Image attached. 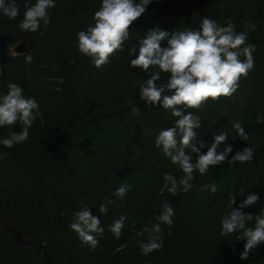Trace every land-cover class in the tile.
Instances as JSON below:
<instances>
[{
    "label": "trees",
    "instance_id": "1",
    "mask_svg": "<svg viewBox=\"0 0 264 264\" xmlns=\"http://www.w3.org/2000/svg\"><path fill=\"white\" fill-rule=\"evenodd\" d=\"M24 3L17 0L20 14L13 20L0 14V93L7 92L9 82L20 85L36 98L40 115L26 142L12 148L0 144V214L35 242L21 243L0 220V264H47L44 250L52 264H264V243L241 260L243 241L220 230L229 194H258L260 199L243 209L253 216L264 207V0H152L130 26L124 50L99 68L78 51L76 33L93 22L100 0H56L49 23L41 22L37 32L18 27ZM206 15L247 31L254 67L231 97L190 109L202 122L197 147L224 131L229 137L220 149L227 144L233 149L229 160L244 147L252 148L253 159L232 166L226 160L203 176L195 174L187 193L171 196L163 188V174L182 173L154 146V137L174 118L139 101V84L148 77L129 66L128 52L153 27L195 29ZM21 42L27 52L17 54L14 48ZM236 122L248 141L235 135ZM11 130L18 132L21 125ZM8 133V127L0 128V139ZM121 184L129 186L123 202L112 195ZM212 184L215 192L201 190ZM106 198L114 203L100 214ZM163 203L174 208L173 224L155 234L163 248L144 255L139 243L154 235L144 229L155 222ZM82 207L104 228L95 249L69 228ZM122 215L125 226L116 239L108 226Z\"/></svg>",
    "mask_w": 264,
    "mask_h": 264
},
{
    "label": "clouds",
    "instance_id": "2",
    "mask_svg": "<svg viewBox=\"0 0 264 264\" xmlns=\"http://www.w3.org/2000/svg\"><path fill=\"white\" fill-rule=\"evenodd\" d=\"M152 0H100V7L93 13L92 23L85 30L76 33V47L82 56L88 57L94 67L106 64L115 52L123 51L130 38V26L145 13ZM56 6V0H25L23 19L18 27L24 32H37L41 22L49 23V10ZM0 14L9 20L15 19L20 10L17 0H0ZM249 28L251 25L248 26ZM138 39L129 49V66L139 69L148 79L139 84V101L152 108H160L174 118L171 126L160 129L154 137V146L167 157L182 175L163 174V188L171 196L192 189L195 174H207L224 161L230 166L247 163L253 159V150L244 147L228 159L233 149L227 144V132L218 131L209 145L203 142L197 147L202 122L199 115L190 109H199L209 100L215 102L220 97H231L239 86L241 77H246L253 69L254 46L248 43L247 31H237L230 20L224 25L210 19L207 15L200 20L195 29L167 31L159 26L153 27ZM165 43V46H161ZM31 62V57H27ZM159 82V83H157ZM40 115L35 97L27 96L24 89L15 83H7V92L0 93V128L8 127L9 133L0 139L5 148L24 143L29 138V129ZM262 118L258 117L260 122ZM19 123L20 131H12L11 126ZM235 135L248 141L245 128L236 122L232 125ZM207 147L206 152L201 149ZM202 191H216L215 184L203 185ZM129 191L127 184H121L112 195L123 202ZM229 194V208L221 221V232L235 234L237 241H243L240 259L245 260L260 244L264 243V207L255 216L243 211L253 206L260 196L248 192L241 197L238 206L236 197ZM112 199H105L98 211L106 214ZM75 221L69 224L78 239L95 249L103 237L104 228L99 217L88 207L74 213ZM174 208L162 204V211L155 222L144 231L154 235L139 243L142 254L147 255L163 248V240L155 234L161 226L171 227ZM122 215L108 226V231L119 239L125 226ZM248 222H252L250 226Z\"/></svg>",
    "mask_w": 264,
    "mask_h": 264
},
{
    "label": "water",
    "instance_id": "3",
    "mask_svg": "<svg viewBox=\"0 0 264 264\" xmlns=\"http://www.w3.org/2000/svg\"><path fill=\"white\" fill-rule=\"evenodd\" d=\"M14 52L17 54H23L27 52V47L24 42H21L17 44L14 48ZM0 220L3 222V224L13 233V235L21 242V243H27V242H35L34 240L25 239L21 232L18 230L17 227L12 226L8 220H6L1 214H0ZM44 258L47 262V264H52L51 257L46 253L44 250Z\"/></svg>",
    "mask_w": 264,
    "mask_h": 264
}]
</instances>
